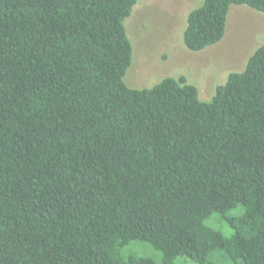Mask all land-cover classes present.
<instances>
[{
  "label": "trees",
  "instance_id": "16d2710c",
  "mask_svg": "<svg viewBox=\"0 0 264 264\" xmlns=\"http://www.w3.org/2000/svg\"><path fill=\"white\" fill-rule=\"evenodd\" d=\"M137 3L0 0V264H264V45L210 101L184 77L130 88ZM233 5L264 13L204 0L186 48Z\"/></svg>",
  "mask_w": 264,
  "mask_h": 264
},
{
  "label": "rangeland",
  "instance_id": "374dc122",
  "mask_svg": "<svg viewBox=\"0 0 264 264\" xmlns=\"http://www.w3.org/2000/svg\"><path fill=\"white\" fill-rule=\"evenodd\" d=\"M204 0H138L124 25L133 45V62L125 83L130 88L151 89L165 78L179 79L197 87L200 99L210 101L231 73L242 72L257 48L264 45V13L248 6L233 5L226 35L203 51H189L183 41L191 11ZM207 224L226 237L233 234L220 215ZM124 255L138 254L161 261L162 254L151 246L133 243ZM175 264H196L180 256Z\"/></svg>",
  "mask_w": 264,
  "mask_h": 264
}]
</instances>
